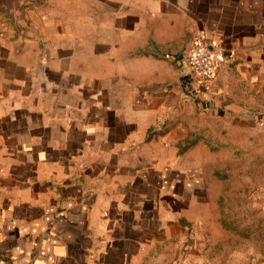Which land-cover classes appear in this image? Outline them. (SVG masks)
I'll list each match as a JSON object with an SVG mask.
<instances>
[{"label":"crops","instance_id":"crops-1","mask_svg":"<svg viewBox=\"0 0 264 264\" xmlns=\"http://www.w3.org/2000/svg\"><path fill=\"white\" fill-rule=\"evenodd\" d=\"M197 33L224 48L204 85ZM214 126L264 135V0H0V264H264ZM209 226L243 242L225 263Z\"/></svg>","mask_w":264,"mask_h":264},{"label":"rangeland","instance_id":"rangeland-1","mask_svg":"<svg viewBox=\"0 0 264 264\" xmlns=\"http://www.w3.org/2000/svg\"><path fill=\"white\" fill-rule=\"evenodd\" d=\"M224 133L220 135L222 128L212 127L205 128L203 131V138L209 140L208 146H216V154L214 160L212 159L213 168H217L223 171H234V175L229 177L227 182L224 183L223 195L221 197L220 215L227 220H232L233 217L238 221H242L243 216H251L250 218L258 217L259 212L263 213L264 203L260 211V207L257 203V195H260L264 189V135L263 132L252 129L250 131L251 139H248L243 134L242 128L232 129L226 128ZM229 131V135H227ZM248 134V133H247ZM219 137L217 143L211 142V140ZM220 141V142H219ZM228 141H234V143H228ZM261 175V178H260ZM263 179V181H262ZM262 215V214H261ZM240 228L243 224L238 223ZM226 226H232L227 225ZM237 228V227H236ZM232 230V229H231ZM211 231H215V234L210 235ZM212 229L209 226L207 232H204L203 236L206 242L215 241L212 239H219L224 248H220V251L214 250L215 253L222 254L219 257V262H226V244L232 245L233 243L237 247H242V240L227 235L226 229L223 231ZM230 232V231H229ZM236 232V231H235ZM207 233V234H206ZM198 234L199 231H198ZM205 244V243H204ZM212 251L206 249V254L210 255ZM207 262V261H206ZM211 259L208 260L210 264ZM214 262V261H213ZM189 263H199V261H190ZM188 263V264H189Z\"/></svg>","mask_w":264,"mask_h":264},{"label":"built area","instance_id":"built-area-1","mask_svg":"<svg viewBox=\"0 0 264 264\" xmlns=\"http://www.w3.org/2000/svg\"><path fill=\"white\" fill-rule=\"evenodd\" d=\"M224 59V48L210 45L203 34L197 33L184 56L185 65L192 79L199 85L212 80L218 63Z\"/></svg>","mask_w":264,"mask_h":264},{"label":"trees","instance_id":"trees-1","mask_svg":"<svg viewBox=\"0 0 264 264\" xmlns=\"http://www.w3.org/2000/svg\"><path fill=\"white\" fill-rule=\"evenodd\" d=\"M188 81H189V78H188V76H187L186 79L183 80V85L189 87V86H188V85H189ZM189 89H190V88H189ZM189 89H187L188 92H190Z\"/></svg>","mask_w":264,"mask_h":264}]
</instances>
